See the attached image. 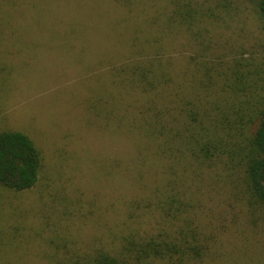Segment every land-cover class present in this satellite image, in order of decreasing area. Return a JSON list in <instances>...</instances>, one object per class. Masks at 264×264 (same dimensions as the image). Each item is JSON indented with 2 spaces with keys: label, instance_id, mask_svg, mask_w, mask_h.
Listing matches in <instances>:
<instances>
[{
  "label": "rangeland",
  "instance_id": "374dc122",
  "mask_svg": "<svg viewBox=\"0 0 264 264\" xmlns=\"http://www.w3.org/2000/svg\"><path fill=\"white\" fill-rule=\"evenodd\" d=\"M133 10L127 19L115 0H0V131L26 134L42 156L32 188L0 187V264H86L162 225L154 199H136L123 132L125 109H136L120 76L154 14L140 2ZM235 11L220 40L244 47L227 61L264 63V23L251 6ZM174 49L165 53L177 68L194 56ZM201 174L198 212L217 239L205 264H264V219L216 172Z\"/></svg>",
  "mask_w": 264,
  "mask_h": 264
},
{
  "label": "trees",
  "instance_id": "16d2710c",
  "mask_svg": "<svg viewBox=\"0 0 264 264\" xmlns=\"http://www.w3.org/2000/svg\"><path fill=\"white\" fill-rule=\"evenodd\" d=\"M115 1L127 19L137 2L154 11L141 20L147 30L134 39L120 81L136 109L123 117L134 146L136 199H154L164 220L155 233L125 238L119 251L98 250L86 264H205L214 237L198 212L199 172H216L237 204L264 219V63L232 58L230 65L244 45L220 40L241 6L264 23V0ZM176 46L194 55L180 68L165 53ZM41 167L26 134L0 131V187L26 191Z\"/></svg>",
  "mask_w": 264,
  "mask_h": 264
}]
</instances>
